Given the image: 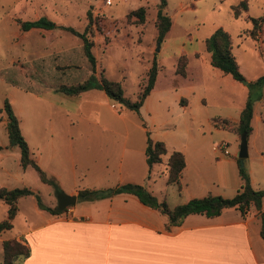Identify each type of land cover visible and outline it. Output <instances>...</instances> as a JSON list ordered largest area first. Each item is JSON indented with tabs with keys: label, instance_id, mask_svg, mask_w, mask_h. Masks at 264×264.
Listing matches in <instances>:
<instances>
[{
	"label": "rangeland",
	"instance_id": "rangeland-1",
	"mask_svg": "<svg viewBox=\"0 0 264 264\" xmlns=\"http://www.w3.org/2000/svg\"><path fill=\"white\" fill-rule=\"evenodd\" d=\"M24 1L0 0V4L5 5L3 11L13 14L16 11L13 5ZM240 1L166 0L164 12L170 17L171 26L158 43L154 26L158 0H36L55 4L64 14L58 21L80 32L85 27L86 12L91 10L95 21L91 39L96 79L103 76L119 81L126 98H137L154 55L159 68L156 90L139 112L109 99L99 87L71 99L53 93L52 97L43 94L54 92L63 84L82 82L90 76V64L74 44L79 38L67 31H58L60 33L51 36L56 51L50 58H23L20 68L17 64L22 79L17 78L16 85L10 84V72L7 76L0 72V77L7 79H0V110L4 99H8L31 157L48 176V171L52 170H58L62 175L61 187L57 181L55 185L43 183L37 171L27 166L21 178L9 180L8 188L27 187L33 192L18 199L21 213L39 222L41 219L33 218L37 216L35 210L42 212V217L47 212L38 206L37 199L44 207H57V195L61 192L69 194L73 187L113 188L133 178L139 169L148 167L149 170L144 158L147 138L144 126L150 138H159L157 140L163 141L168 150L158 169L155 164L150 177L146 176L145 187L158 202L165 201L173 207L190 196L233 197L242 184L237 161L240 135L235 129L216 127L213 118H226L236 124L249 95L253 99V117L243 170L249 176L252 188L264 193V86L250 83L264 74V22L258 39L248 34L251 28L248 16L264 18V0H246L247 11L235 15L233 8ZM139 6L146 9L145 23H133L135 17L127 21V13ZM217 28L224 29L231 37L242 80L221 73L209 63L204 39ZM15 30L18 27L9 20L0 23L1 67L9 61L7 36ZM181 51H185L188 58L187 75L184 76L174 71ZM194 51H199L200 56L196 57ZM0 113L5 115L3 110ZM0 138L8 142L2 122ZM221 142L226 143L228 154L216 148ZM173 149L182 152L186 161L177 183L181 185L180 191L177 184H166L165 181V161ZM52 151H55L53 160ZM72 161L77 168H88L91 175L104 169L103 184H94L89 174L79 175V170V178L74 181L70 171ZM5 167L14 172L15 164L9 161ZM122 199L116 202L120 203ZM125 199V206L135 203L134 198ZM75 205L78 212L91 206L89 200L80 199ZM6 208L7 204L0 200V220L5 217ZM261 225L260 216L251 224V229L261 230ZM23 226L24 222L17 217L13 227L0 232V237H13ZM1 247L0 243V251ZM1 255L0 252V261Z\"/></svg>",
	"mask_w": 264,
	"mask_h": 264
},
{
	"label": "crops",
	"instance_id": "crops-1",
	"mask_svg": "<svg viewBox=\"0 0 264 264\" xmlns=\"http://www.w3.org/2000/svg\"><path fill=\"white\" fill-rule=\"evenodd\" d=\"M18 4L13 5L16 8L13 14L3 11L5 5L0 4V23L9 20L18 27V30L7 36L10 57L4 67L0 66V72H3L5 76L8 72L12 74L13 77L9 79L12 86L17 84V78L22 79V72L16 68L17 64L20 68V61L23 58H50L56 51L55 40L51 36L58 31L61 33L67 31L61 28L66 25L58 19L63 18L64 14L55 4L39 3L36 0H25ZM40 18L54 22L56 27L53 29L32 27L23 31L17 23V20L35 21ZM86 22L87 20L84 26ZM78 40L74 44L81 49L83 54L82 41ZM184 53L186 55L185 51H181V54ZM193 54L196 57L200 56L199 51H194ZM157 77L158 73L155 84L141 107L155 92ZM0 79L7 81L4 77ZM55 90L50 93L58 94L64 99L76 97ZM50 93L43 92L44 95L52 97L53 94ZM1 122L4 125L5 117L0 113ZM144 128L147 130L146 127ZM157 139L159 138L153 140ZM0 146L2 147L0 150V187L8 188L7 182L15 177L21 178L24 169L20 164V151L16 150L17 147L8 146V142L1 138ZM54 155L55 151H52V160ZM144 158L146 161V156ZM9 161L15 164L14 172L5 167ZM160 163H156V169ZM154 166L155 164L150 166L149 170L145 167L135 174L132 173L134 177L127 179L124 184L134 183L145 187L146 176L150 177ZM78 170L79 175L89 174L94 184H103L105 181L104 169H101L103 172L96 174L93 172L91 175L88 168L82 169L81 166L77 168L76 163L72 161L70 171L74 181L79 178ZM52 171H48L49 177L57 181L61 187V172ZM166 179L167 175L165 181ZM148 181L151 182V179ZM166 184L175 183L166 181ZM145 188L148 190L147 186ZM177 189L181 190L180 184H177ZM78 190L77 186L73 187L69 194L77 195ZM135 197L131 193H117L110 197L89 201L90 208L83 207L80 212L75 204L60 214H52L44 210L47 212L45 217H42V212L36 209L34 215L37 216L33 218L41 219L39 222H34L30 217L21 213L18 207L12 220V227L17 217L24 222V226L10 238H16L30 248V255L20 264H264V243L260 230L251 229V224L257 217H260L253 206H250L243 215L234 208H226L214 217L196 213L188 214L180 224L171 225L165 214L141 203ZM192 197L194 196L188 199ZM119 198H123L120 203L116 202ZM125 198H134L135 203L125 206ZM4 240L6 239L0 237L1 246ZM0 252L2 254V247ZM0 264H2V259Z\"/></svg>",
	"mask_w": 264,
	"mask_h": 264
},
{
	"label": "trees",
	"instance_id": "trees-1",
	"mask_svg": "<svg viewBox=\"0 0 264 264\" xmlns=\"http://www.w3.org/2000/svg\"><path fill=\"white\" fill-rule=\"evenodd\" d=\"M166 6V0H158L156 17L154 20V26L157 30V42L160 43L165 38L166 33L171 26L170 17L164 12ZM234 14L240 15L242 12L247 11L248 6L246 0H241L234 6ZM146 9L144 6H139L130 10L126 15V20L129 21L131 17H135V24H144L146 20ZM251 22V28L248 30V34L253 39H258L261 32L262 24L264 22L263 17H251L248 16ZM86 25L82 32L75 30L69 26H62L61 28L71 32L78 36L82 41V50L84 58L90 64V76L82 82L70 85H60L56 88V92H60L66 95L77 96L82 92L94 87H99L104 91L107 97L113 101H116L123 105L125 108L139 112V109L150 93L154 86V82L158 73V63L154 55L151 65L146 70L145 83L142 89L139 91L135 100H130L124 96L122 85L119 81L108 80L101 76L96 79L95 68L96 58L92 52L93 41L91 36L93 35L92 26L94 25V18L92 17L91 10L86 12ZM20 29L26 31L32 27H42L46 29H53L56 27L55 23L45 18H40L35 21H21L17 20ZM204 48L209 53V63L212 67L220 70L223 74L230 75L235 80H242L243 76L240 72L239 65L232 50V41L229 33L222 28L215 29L208 37L204 39ZM188 58L185 54H181L177 57L175 65V73L184 76L186 74V67ZM253 85L262 87L264 86V74L257 77L254 81L250 82ZM183 100H181L182 102ZM5 113L4 128L8 138V146H15L20 151V164L23 169L27 166H32L38 173L40 180L43 183H49L55 185V180L49 177L36 161L31 157L32 153L23 137L19 120L15 115L12 106L8 99H4L2 109ZM0 110V112H1ZM253 117V99L249 95L246 99L243 108L239 113V119L236 124H232L229 119L213 118V124L216 127H220L228 130H237L240 133L246 131L247 134L251 131V119ZM264 123V119H262ZM145 127V126H144ZM234 130V131H235ZM147 132L146 145L144 153L146 156V162L148 166L160 163L162 155L167 153V148L163 141L153 140ZM2 147L0 146V150ZM239 163V159L237 158ZM167 165V183L177 184L182 171L185 167V159L182 152L178 150H171L166 161ZM239 173L242 179L240 189L231 198H225L221 195L207 194L202 197H192L185 203L177 204L173 207H169L165 201L158 202L154 196L140 184L126 183L120 186H116L108 189H79L77 192V199L80 200H97L106 197H110L117 193H131L135 195L138 200L150 206L168 217V221L171 225H178L188 214H204L208 217H214L219 215L226 208H234L245 214L250 206H253L262 218V225L260 235L264 243V212L262 211V204L264 199V193L262 190L252 188L250 184L249 176L244 172L243 167L239 166ZM57 190V189H56ZM60 190H57V193ZM33 192L27 187H15L6 188L0 187V200L7 204L6 216L0 220V232L10 229L12 227V220L17 213L18 206L17 201L20 197L31 195ZM37 204L40 208L52 213L60 214L64 210H58L57 207H44L37 199ZM30 255V248L16 238L6 239L2 242V264H20L25 258Z\"/></svg>",
	"mask_w": 264,
	"mask_h": 264
},
{
	"label": "water",
	"instance_id": "water-1",
	"mask_svg": "<svg viewBox=\"0 0 264 264\" xmlns=\"http://www.w3.org/2000/svg\"><path fill=\"white\" fill-rule=\"evenodd\" d=\"M158 45V43H157ZM158 50V48L156 49ZM247 132L242 131L239 136V149L237 157L239 159V166L243 167L244 159L247 157ZM76 203V195L59 193L57 195V209L64 210L67 207L73 206Z\"/></svg>",
	"mask_w": 264,
	"mask_h": 264
},
{
	"label": "built area",
	"instance_id": "built-area-1",
	"mask_svg": "<svg viewBox=\"0 0 264 264\" xmlns=\"http://www.w3.org/2000/svg\"><path fill=\"white\" fill-rule=\"evenodd\" d=\"M216 148L222 150L224 154H228L225 142H221V143L217 144Z\"/></svg>",
	"mask_w": 264,
	"mask_h": 264
}]
</instances>
